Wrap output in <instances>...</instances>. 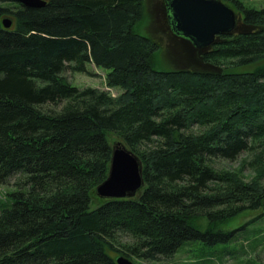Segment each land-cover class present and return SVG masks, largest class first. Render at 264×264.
<instances>
[{"label":"trees","instance_id":"trees-1","mask_svg":"<svg viewBox=\"0 0 264 264\" xmlns=\"http://www.w3.org/2000/svg\"><path fill=\"white\" fill-rule=\"evenodd\" d=\"M220 1L240 30L194 50L200 68L158 69L159 42L134 29L144 0H0V186L15 177L0 200V264L156 261L185 249L180 264H211L237 253L236 229L223 226L264 215V4ZM92 67L119 93L64 75ZM114 136L144 184L91 207ZM256 148L251 180L216 168Z\"/></svg>","mask_w":264,"mask_h":264},{"label":"rangeland","instance_id":"rangeland-1","mask_svg":"<svg viewBox=\"0 0 264 264\" xmlns=\"http://www.w3.org/2000/svg\"><path fill=\"white\" fill-rule=\"evenodd\" d=\"M165 1L144 0V15L142 20L135 25V31L139 34L150 36L159 42L160 50L156 54V68H200L199 64L201 62L189 55L188 44L173 36V31L168 24L167 12H164L166 9ZM241 1L246 5L256 8H260L264 4V0ZM258 65H264V59L258 62ZM90 71L93 72L91 75L72 72L67 69L64 75L72 85L79 88L97 87L108 90L111 94L119 93L118 89L106 86L104 80L105 72L103 70L92 67ZM111 143L113 147L121 143V140L114 136L111 137ZM260 152L261 149L256 148L251 152L241 153L233 161L217 160L216 168L226 172H236L245 181H249L256 174V159ZM14 180L15 177L11 178L7 185L0 186V200H4L5 193L14 188ZM101 200L95 194L91 207L99 205ZM260 212V210H257L242 213L223 226L225 229H236L235 240L229 244V247L231 249L238 248V251L234 256H228L222 260H214L211 264H264V215L257 217L261 214ZM252 219L256 221L248 223ZM120 255L123 254H116V257ZM127 258L134 264H180L181 262L191 261V254L185 249L179 251L171 258H161L156 261H142L133 257Z\"/></svg>","mask_w":264,"mask_h":264},{"label":"water","instance_id":"water-1","mask_svg":"<svg viewBox=\"0 0 264 264\" xmlns=\"http://www.w3.org/2000/svg\"><path fill=\"white\" fill-rule=\"evenodd\" d=\"M25 7H42L45 0H9ZM167 12L172 31L187 40L189 55L194 50L210 48L220 35H230L240 30V16L220 0H167ZM12 20L2 19L4 28ZM144 184L142 165L136 155L118 143L112 147L107 177L96 187L101 199L134 196ZM116 264H134L120 255Z\"/></svg>","mask_w":264,"mask_h":264},{"label":"flooded vegetation","instance_id":"flooded-vegetation-1","mask_svg":"<svg viewBox=\"0 0 264 264\" xmlns=\"http://www.w3.org/2000/svg\"><path fill=\"white\" fill-rule=\"evenodd\" d=\"M164 12H167L166 11V9H165V11ZM169 16V15H168ZM173 36L175 37V38H178V39H180V40H183V41H185L187 44H189L188 42H187V40H185V39H183L182 37H180L179 35H177V34H175L174 32H173ZM188 46V45H187ZM191 56V55H190ZM192 57V56H191ZM190 57V58H191ZM194 58V57H193Z\"/></svg>","mask_w":264,"mask_h":264}]
</instances>
